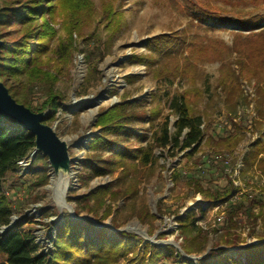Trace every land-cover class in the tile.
I'll return each instance as SVG.
<instances>
[{"label": "trees", "instance_id": "obj_1", "mask_svg": "<svg viewBox=\"0 0 264 264\" xmlns=\"http://www.w3.org/2000/svg\"><path fill=\"white\" fill-rule=\"evenodd\" d=\"M171 1L177 3V0ZM103 2V14L111 38L125 26L126 11L116 4V0ZM184 3L191 16L187 27L148 38L146 47L150 53L132 56V61L144 63L158 80L174 82L179 78L189 84L183 91L166 94V103L176 115L174 130H171L170 121H166L153 132L151 142L136 148L108 139L107 135L120 133L129 138L134 134L133 124L138 121H149L151 127H155V119L161 110L159 94L151 93V100L157 101L158 105L148 112L137 109L144 104L143 100H131L124 96L120 102L98 114L96 126L100 128V133L89 145L92 150L111 148L115 151L114 158L105 164L92 158L89 160L90 170L94 175L101 176L122 167L124 174L128 175L130 167L152 165L156 147L171 145L180 151L190 149V154H194L206 138L207 113L198 108L206 97L204 90L197 85L199 65L224 61L228 54L234 52L236 58L221 65L214 96H220L217 92L220 87L228 118L232 121L241 101L249 103L244 94L243 80L250 82L255 79L256 114L252 116L250 125L260 132L261 137L245 157L241 173H248L253 165L264 180V11H260L264 8V0H184ZM94 14L92 0H0V37L3 41L0 80L16 101L36 112L47 111L46 123L56 119L65 99L55 89L58 74L47 67L51 59V43L58 35L54 24L58 22V17L63 19L68 42L60 45V52L68 55L70 48H75L74 33L85 38L84 28L91 24ZM208 20L221 25L240 26L230 30L232 45L218 36L200 31ZM136 78L134 74L125 76L127 82ZM39 84L46 85V92L43 101L34 105L27 92ZM210 99L213 100V95ZM236 128L234 132L218 137L215 140L217 147L234 150L242 139V129H249L247 126ZM136 135L142 140L148 138L145 132ZM35 146L33 133L0 115V228L9 225L13 215H17L13 226L0 234V252L6 254V264H264V233L256 231L259 218L264 227V182L258 193L247 191L239 194L242 187L236 185L228 173H225V184L219 186L217 183L214 188L213 179H210L211 186L206 187L199 177L192 176L187 180L211 204L227 202L224 226L214 229V232L224 230L221 242L209 251H206L209 242L207 230L199 223V215L204 217L207 212L203 206L178 216L179 237L183 239L181 249L173 244H153L133 232L112 230L110 226L98 227L95 220L104 223L112 211L110 204L105 206V199L108 196L115 199L117 195L111 184L99 185L77 199L78 204L94 200L92 207L87 206L94 214L92 219L75 220L65 214L62 222H51L52 226L55 225L51 247L41 249L36 235L26 229L31 222L28 214L13 206L4 188L9 172L18 169L19 162L28 159ZM218 156L219 153L215 158L218 159ZM174 178H178L177 173ZM48 179L49 173L44 170L31 186L46 184ZM133 189L128 193L135 192V186ZM257 205L259 209L255 211ZM102 206H105L102 216H97ZM76 214L81 215V210L76 208ZM243 215L252 225L248 235L257 237L258 241L247 244L246 237L237 231ZM192 254L201 258L195 262L187 256Z\"/></svg>", "mask_w": 264, "mask_h": 264}, {"label": "rangeland", "instance_id": "obj_2", "mask_svg": "<svg viewBox=\"0 0 264 264\" xmlns=\"http://www.w3.org/2000/svg\"><path fill=\"white\" fill-rule=\"evenodd\" d=\"M92 1L95 14L91 24L84 28L85 38L74 33L75 48H70L68 55H62L60 52V45L68 42V33L62 24L63 19L58 17V22L54 24L58 35L51 43V59L47 66L58 74L55 89L65 98L56 119L48 124L54 126L61 138L70 142L69 152L75 177L71 179L67 174L58 177L54 174L47 156L38 152L20 162L18 169L9 172L4 183L6 193L14 207L28 214L31 222L26 229L32 230L36 235V242L44 250H48L52 244L55 225L52 226L51 222H62L65 214L70 216L69 210L65 206H59L56 198L57 193L62 191L66 179L70 187L65 200L73 206L75 212L76 208L81 210L80 216L93 218L94 214L87 206L92 207L95 202L91 200L88 204H78L77 199L99 185L111 184L117 195L115 199L109 196L105 199V206L110 204L112 211L104 223L95 220L98 227L109 224L106 226H110L112 230L128 228L132 229L128 232L139 236L140 231L145 230L153 240H171L179 245L180 248L174 245L178 249H181L183 241L182 237H179L178 216L184 215L185 211L203 206L207 212L204 217L199 215L201 218L199 223L207 230L209 242L206 251H209L213 245L221 242L224 230L214 232V229L224 226L227 202L218 201L211 204L194 186L189 185L187 180L192 176L199 177L206 187L211 186L210 179H213L212 187L217 183L223 186L226 182L225 173H228L235 184L242 187L239 194L260 191L264 180L260 178L255 166H250L248 173H241L245 166V157L251 153L252 145L261 137L260 132L250 125L252 116L256 114L254 108L256 81L243 80L244 94L248 97L249 103L241 101L236 117L230 121L221 88H217L219 98L214 96V91L221 74V65L226 61H233L236 54L234 52L228 54L224 61L199 65L200 77L197 85L204 90L206 97L198 108L206 110L207 113L206 138L200 148L194 154H190V149L180 151L171 145L156 147L155 161L152 165L130 167L128 175L119 167L111 173L96 176L90 170L89 160L96 158L105 164L114 158L115 152L111 148L92 150L89 147L94 136L100 133V128L96 126L97 116L101 110L120 102L124 96L131 100H143L144 104L137 109L141 111L145 109L148 112L151 107L158 105L157 101L151 100V93H158L161 110L155 119V127H151L149 121L143 123L138 121L133 124L134 134L129 138L120 133L107 135L108 139L136 148L151 142L153 132L166 121H170L171 130H174L176 115L166 103V94L172 95L177 90L183 91L189 84L179 78L174 82L158 80L144 63L132 61V56L150 53L146 47L148 38L182 30L187 27L191 16L186 11L184 0H177L176 4L171 0H116V4L126 11V23L120 32L109 38L107 20L103 14L104 2ZM260 11H264V8ZM235 27L240 26L221 25L208 20L204 22V27L200 28V31L209 36H218L232 45L233 36L230 30ZM233 66L237 67L236 64ZM127 74L136 75V80L127 82L125 79ZM45 92L46 85L39 84L30 89L27 96L34 105H37L43 101ZM212 95L213 100L210 99ZM236 126H247L249 129H242V139L234 150L227 151L217 147L215 140L229 131L234 132ZM143 132L148 135L146 140L137 138L136 134ZM44 170L49 173L47 183L31 186ZM175 173L178 174L177 179L174 178ZM133 186L135 192L128 193L134 190ZM105 206L100 207L97 216H102ZM258 209L257 205L254 210ZM14 216L17 219V215ZM112 222L118 227H114ZM240 224L241 227L237 231L246 237L247 244L258 241L257 237L248 235L252 225L246 221L245 215ZM256 231L259 234L264 233L261 218L258 219ZM162 233L165 234L164 237L161 236ZM191 256H194L191 258L195 262L201 258L196 254ZM6 263V254L0 252V264Z\"/></svg>", "mask_w": 264, "mask_h": 264}, {"label": "water", "instance_id": "obj_3", "mask_svg": "<svg viewBox=\"0 0 264 264\" xmlns=\"http://www.w3.org/2000/svg\"><path fill=\"white\" fill-rule=\"evenodd\" d=\"M3 41L0 37V58H1V47ZM47 111L36 112L31 110L26 105L16 101L15 98L10 94L7 86L0 80V115L5 118L14 120L22 128L29 130L35 135L36 146L34 150L30 153V156L40 152L42 155L47 156L50 166L54 170V174L58 177H62L67 174L71 176V179L75 177L72 170V158L70 156L69 147L70 142L59 136L54 126L49 125L44 121ZM65 184L62 191H59L56 195L57 203L59 206H65L70 213L72 219L75 220H85L92 219L88 216L77 215L75 209L72 205L68 204L65 200L66 192L69 189V183L65 179ZM16 217L12 218V221L7 226H2L0 228V234L7 231L15 223ZM109 224H104L106 226ZM117 231H131L132 229L123 228L116 229ZM141 236L151 243L164 245L173 244L176 247L179 245L172 242L171 240H153L145 230L140 231ZM188 257H194L187 255Z\"/></svg>", "mask_w": 264, "mask_h": 264}, {"label": "built area", "instance_id": "obj_4", "mask_svg": "<svg viewBox=\"0 0 264 264\" xmlns=\"http://www.w3.org/2000/svg\"><path fill=\"white\" fill-rule=\"evenodd\" d=\"M23 161H24V160H22V161H20V162L22 163ZM20 162H19V163H20ZM219 219H221V218H219Z\"/></svg>", "mask_w": 264, "mask_h": 264}]
</instances>
